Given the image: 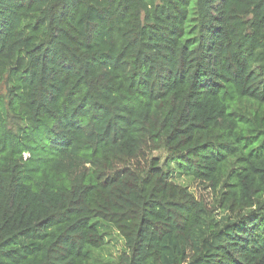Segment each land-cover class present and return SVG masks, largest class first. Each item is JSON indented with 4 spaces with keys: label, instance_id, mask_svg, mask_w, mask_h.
I'll return each instance as SVG.
<instances>
[{
    "label": "trees",
    "instance_id": "16d2710c",
    "mask_svg": "<svg viewBox=\"0 0 264 264\" xmlns=\"http://www.w3.org/2000/svg\"><path fill=\"white\" fill-rule=\"evenodd\" d=\"M93 262L264 264V0H0V264Z\"/></svg>",
    "mask_w": 264,
    "mask_h": 264
},
{
    "label": "rangeland",
    "instance_id": "374dc122",
    "mask_svg": "<svg viewBox=\"0 0 264 264\" xmlns=\"http://www.w3.org/2000/svg\"><path fill=\"white\" fill-rule=\"evenodd\" d=\"M25 157L27 158L28 154H26ZM181 181L184 182V184H189L190 190L197 198L204 195L206 198H209V201H211V194H209L210 191L208 192L203 190V187L199 183H192L191 181H188L185 178V175L181 177ZM106 238H108L109 245L106 248L99 250L97 257H99L102 261L115 260L125 248L124 241L118 232L113 228L108 230ZM94 263L95 262L92 264Z\"/></svg>",
    "mask_w": 264,
    "mask_h": 264
}]
</instances>
